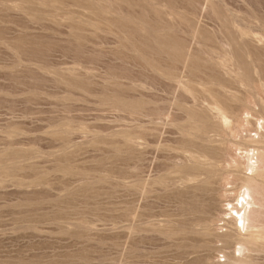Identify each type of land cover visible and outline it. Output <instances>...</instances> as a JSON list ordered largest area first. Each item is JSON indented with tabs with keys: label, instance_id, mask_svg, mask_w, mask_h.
Masks as SVG:
<instances>
[{
	"label": "rangeland",
	"instance_id": "obj_1",
	"mask_svg": "<svg viewBox=\"0 0 264 264\" xmlns=\"http://www.w3.org/2000/svg\"><path fill=\"white\" fill-rule=\"evenodd\" d=\"M248 115L264 0H0V264H264V194L237 260L225 220Z\"/></svg>",
	"mask_w": 264,
	"mask_h": 264
},
{
	"label": "bare ground",
	"instance_id": "obj_2",
	"mask_svg": "<svg viewBox=\"0 0 264 264\" xmlns=\"http://www.w3.org/2000/svg\"><path fill=\"white\" fill-rule=\"evenodd\" d=\"M260 120L261 118L254 115L246 117L247 124L252 126L253 129L249 130V133L245 135L238 134L242 142L235 144L239 152L232 155L234 163L230 164V169L228 170L229 176L232 175V183L234 185L230 191L235 193L237 206L232 205L230 212L226 213L227 217L225 220L233 230L228 235V241L234 245L232 257L236 260V255L238 253L241 255L242 253V246L239 247L238 244H242L247 234L251 233L250 237L255 238V232H253L255 224L252 223L254 221H251L254 219L251 217V213L254 210L253 206H257V198L255 199L256 196L254 197V195L264 194V182L257 178L260 168L264 166V138L260 132L263 125ZM261 203L263 204V202ZM229 264L246 263L230 261Z\"/></svg>",
	"mask_w": 264,
	"mask_h": 264
}]
</instances>
